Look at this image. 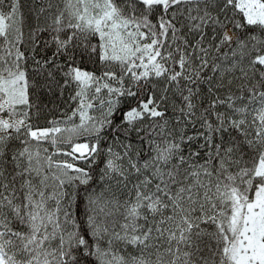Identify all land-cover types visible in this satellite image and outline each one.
<instances>
[{
  "label": "snow or ice",
  "instance_id": "snow-or-ice-1",
  "mask_svg": "<svg viewBox=\"0 0 264 264\" xmlns=\"http://www.w3.org/2000/svg\"><path fill=\"white\" fill-rule=\"evenodd\" d=\"M0 264H264V0H0Z\"/></svg>",
  "mask_w": 264,
  "mask_h": 264
}]
</instances>
